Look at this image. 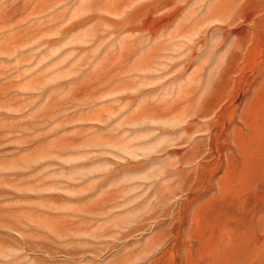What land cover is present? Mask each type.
<instances>
[{"label":"rangeland","instance_id":"obj_1","mask_svg":"<svg viewBox=\"0 0 264 264\" xmlns=\"http://www.w3.org/2000/svg\"><path fill=\"white\" fill-rule=\"evenodd\" d=\"M0 264H264V0H0Z\"/></svg>","mask_w":264,"mask_h":264}]
</instances>
